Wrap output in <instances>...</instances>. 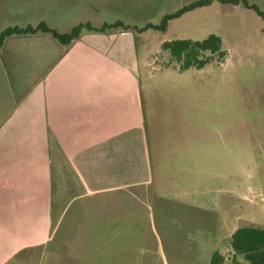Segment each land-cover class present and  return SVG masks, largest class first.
I'll return each instance as SVG.
<instances>
[{
  "label": "rangeland",
  "instance_id": "rangeland-1",
  "mask_svg": "<svg viewBox=\"0 0 264 264\" xmlns=\"http://www.w3.org/2000/svg\"><path fill=\"white\" fill-rule=\"evenodd\" d=\"M197 1L0 0V34L41 23L61 34L84 23L141 29ZM246 1L264 12V0ZM107 34L133 40L132 52L113 56L140 65L151 163L131 191L65 201L51 239L27 264H210L216 251L224 264H242L231 235L264 228V20L242 4L213 1L164 32ZM210 35L224 55L204 53L202 69L182 71L162 48Z\"/></svg>",
  "mask_w": 264,
  "mask_h": 264
},
{
  "label": "crops",
  "instance_id": "crops-1",
  "mask_svg": "<svg viewBox=\"0 0 264 264\" xmlns=\"http://www.w3.org/2000/svg\"><path fill=\"white\" fill-rule=\"evenodd\" d=\"M43 35L0 49V264L32 260L65 201L131 191L151 163L140 65L113 56L133 40L82 32L64 46L50 35L49 50Z\"/></svg>",
  "mask_w": 264,
  "mask_h": 264
},
{
  "label": "trees",
  "instance_id": "trees-1",
  "mask_svg": "<svg viewBox=\"0 0 264 264\" xmlns=\"http://www.w3.org/2000/svg\"><path fill=\"white\" fill-rule=\"evenodd\" d=\"M213 1L222 4L239 5L242 4L246 9L254 10L257 15L264 20V12L260 11L256 6L250 5L246 0H199L193 4L185 6L173 14L164 16L162 22L158 26L146 25L144 28L138 29L125 25L118 21L111 24H103L101 27H94L90 23L80 24L68 33L61 34L41 23L38 27L26 28L12 27L7 28L0 34V49L3 47L6 39L12 36L34 35L38 33L50 34L59 44L67 46L74 40L78 39L82 32H95L105 34L114 29H122L124 31H137L143 33L148 30L166 31L168 23L178 19L184 14L209 6ZM222 41L218 36L210 35L202 42L192 40H175L164 42L162 48L168 52L177 63H181V70L190 68L202 69L209 63L208 59H203L206 52L212 55H224L222 52ZM230 248L234 255L242 258V264H264V228L242 227L237 229L230 238ZM235 262V259L233 260ZM225 259L218 251L214 252L210 264H224Z\"/></svg>",
  "mask_w": 264,
  "mask_h": 264
},
{
  "label": "built area",
  "instance_id": "built-area-1",
  "mask_svg": "<svg viewBox=\"0 0 264 264\" xmlns=\"http://www.w3.org/2000/svg\"><path fill=\"white\" fill-rule=\"evenodd\" d=\"M225 260H226V261H228L229 259H228V258H226Z\"/></svg>",
  "mask_w": 264,
  "mask_h": 264
}]
</instances>
